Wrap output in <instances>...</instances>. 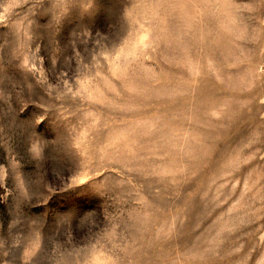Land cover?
I'll use <instances>...</instances> for the list:
<instances>
[{
    "label": "rangeland",
    "instance_id": "obj_1",
    "mask_svg": "<svg viewBox=\"0 0 264 264\" xmlns=\"http://www.w3.org/2000/svg\"><path fill=\"white\" fill-rule=\"evenodd\" d=\"M0 264H264V0H0Z\"/></svg>",
    "mask_w": 264,
    "mask_h": 264
}]
</instances>
